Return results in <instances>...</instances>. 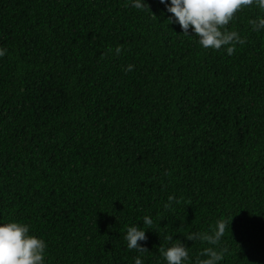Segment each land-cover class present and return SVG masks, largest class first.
<instances>
[{
    "label": "trees",
    "instance_id": "16d2710c",
    "mask_svg": "<svg viewBox=\"0 0 264 264\" xmlns=\"http://www.w3.org/2000/svg\"><path fill=\"white\" fill-rule=\"evenodd\" d=\"M145 3L0 0V220L30 225L46 264H166L180 242L195 264L208 245L187 236L223 219L220 264H264L259 10L227 26L245 39L229 56ZM145 216L138 253L124 236Z\"/></svg>",
    "mask_w": 264,
    "mask_h": 264
},
{
    "label": "clouds",
    "instance_id": "9594fccd",
    "mask_svg": "<svg viewBox=\"0 0 264 264\" xmlns=\"http://www.w3.org/2000/svg\"><path fill=\"white\" fill-rule=\"evenodd\" d=\"M160 3L172 14L167 19L169 23L179 24L181 33L198 37V43L204 49L220 50L225 47L229 56L234 54L238 44L245 43L238 31L227 27L239 11L251 7L258 9L259 14L249 23L253 31L264 30V0H160ZM128 6L139 10L150 9L145 0H129ZM121 52L122 46L117 45L115 53L119 55ZM5 54L6 49L0 48V57ZM133 67L129 64L124 71H132ZM174 199L169 196L165 208H171ZM143 225L147 228L138 225L127 227L124 236L127 248L135 249L138 253L148 251L140 242L147 239L146 230L151 229L152 218L145 216ZM30 227L15 220H0V264H46L47 242L42 237L30 234ZM228 227L229 223L220 219L209 231L187 236L192 242L199 240L208 245L200 252L202 259L198 258L195 264H220L225 259L227 249L221 245V241ZM167 239L171 241L172 237ZM159 251L166 264H188L191 259L188 246L182 242L160 247ZM134 264H144L142 257L134 258Z\"/></svg>",
    "mask_w": 264,
    "mask_h": 264
}]
</instances>
